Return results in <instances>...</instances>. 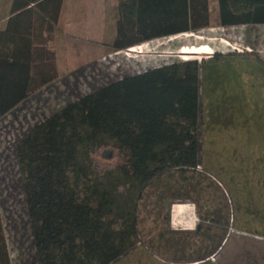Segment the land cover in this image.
Returning a JSON list of instances; mask_svg holds the SVG:
<instances>
[{
    "label": "trees",
    "instance_id": "obj_1",
    "mask_svg": "<svg viewBox=\"0 0 264 264\" xmlns=\"http://www.w3.org/2000/svg\"><path fill=\"white\" fill-rule=\"evenodd\" d=\"M62 4L13 0L12 19L39 18L52 39ZM217 4L220 27L264 25V0ZM117 10L112 52L210 25L208 0H118ZM14 33L12 38L19 36ZM1 40L0 34V118L58 78L32 81L29 51L18 57ZM207 69L188 60L121 78L63 107L13 143L37 264L117 262L138 244L135 211L142 191L163 175L180 179L178 200L192 199L201 182L199 76L203 87ZM98 151L108 162L103 169L93 158ZM164 187L159 199L169 192ZM0 261L10 264L1 218Z\"/></svg>",
    "mask_w": 264,
    "mask_h": 264
},
{
    "label": "rangeland",
    "instance_id": "obj_2",
    "mask_svg": "<svg viewBox=\"0 0 264 264\" xmlns=\"http://www.w3.org/2000/svg\"><path fill=\"white\" fill-rule=\"evenodd\" d=\"M213 5L211 1L208 28L158 38L130 48L134 52H112L108 45L97 50L84 42L90 45L89 57L77 56L79 49L74 48L71 72L0 119V218L10 264H37L13 143L93 91L188 60L205 63L210 73L203 87L199 76L201 182L189 200L177 199L183 192L177 191L181 182L175 175H163L144 189L135 211L138 244L113 264H264V25L220 27ZM80 15L81 1L67 0L61 19L81 36ZM199 46L212 53H183ZM101 52L103 56L96 55ZM93 158L98 169L108 164L101 151ZM163 187L169 192L159 199ZM173 204L195 205V224L172 214Z\"/></svg>",
    "mask_w": 264,
    "mask_h": 264
},
{
    "label": "crops",
    "instance_id": "obj_3",
    "mask_svg": "<svg viewBox=\"0 0 264 264\" xmlns=\"http://www.w3.org/2000/svg\"><path fill=\"white\" fill-rule=\"evenodd\" d=\"M80 1L81 15L79 17V23L81 36L77 29L74 28L73 25H70L72 23H68V20L63 22L61 19L63 6L67 4V0H63L57 25L54 29L55 35L53 34L54 36H52L51 39L48 35V32L46 31L45 22L39 18L35 19L34 16V19L28 18L27 16H21L14 20L12 18L16 15V13H11L13 0H0V34L2 36L1 45H3V47L10 52L14 51L15 49L14 53L18 57H21L27 52V50L29 51V77L32 79V81L34 80L35 82H39L41 80H47L53 77L59 78L60 76L71 72L73 70L74 48H77V50L79 49V52L77 51L76 54L77 56L83 58L89 57V52L87 49L90 45L85 44L87 42L92 43V48L95 49L99 48V46H101V48H105V45H108L110 48L109 44H111L113 41L115 35V26L118 19V0ZM208 1L209 8L211 7V1L214 2L213 6L217 12V0ZM14 31L18 33H14ZM12 33L19 35V38H12ZM106 35L108 36L107 39H105ZM27 38L30 41L29 44H27ZM83 44L84 46L82 47ZM82 49L85 51L83 54L81 51ZM99 54L96 55L103 56V52H101V55ZM51 85L49 84L46 87ZM171 209L172 214L182 217L180 219L182 223L188 224L190 226L195 224L198 216L195 205L173 204ZM0 264H2L1 261Z\"/></svg>",
    "mask_w": 264,
    "mask_h": 264
},
{
    "label": "bare ground",
    "instance_id": "obj_4",
    "mask_svg": "<svg viewBox=\"0 0 264 264\" xmlns=\"http://www.w3.org/2000/svg\"><path fill=\"white\" fill-rule=\"evenodd\" d=\"M139 48V47H137ZM134 52L135 50L133 49H129V52ZM140 51V50H139ZM184 54H211L212 53V50L209 49L208 47L206 46H203V47H198V48H191L190 50L186 51V52H183Z\"/></svg>",
    "mask_w": 264,
    "mask_h": 264
}]
</instances>
